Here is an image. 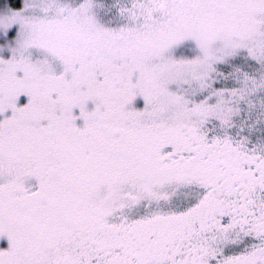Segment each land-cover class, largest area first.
Instances as JSON below:
<instances>
[{"label":"snow or ice","instance_id":"snow-or-ice-1","mask_svg":"<svg viewBox=\"0 0 264 264\" xmlns=\"http://www.w3.org/2000/svg\"><path fill=\"white\" fill-rule=\"evenodd\" d=\"M0 264H264V0H0Z\"/></svg>","mask_w":264,"mask_h":264}]
</instances>
